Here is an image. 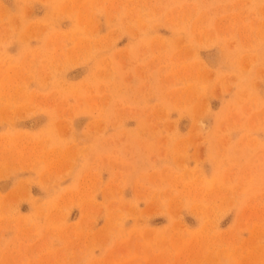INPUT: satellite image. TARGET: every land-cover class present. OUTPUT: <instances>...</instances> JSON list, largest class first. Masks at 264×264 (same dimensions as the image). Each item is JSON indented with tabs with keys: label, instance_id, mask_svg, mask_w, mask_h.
Returning <instances> with one entry per match:
<instances>
[{
	"label": "rangeland",
	"instance_id": "1",
	"mask_svg": "<svg viewBox=\"0 0 264 264\" xmlns=\"http://www.w3.org/2000/svg\"><path fill=\"white\" fill-rule=\"evenodd\" d=\"M0 264H264V0H0Z\"/></svg>",
	"mask_w": 264,
	"mask_h": 264
},
{
	"label": "crops",
	"instance_id": "2",
	"mask_svg": "<svg viewBox=\"0 0 264 264\" xmlns=\"http://www.w3.org/2000/svg\"><path fill=\"white\" fill-rule=\"evenodd\" d=\"M12 189H14V188H12ZM12 189H10L9 187L7 188V186H6V188H4L2 185L0 186V191L1 190L8 191V190H12Z\"/></svg>",
	"mask_w": 264,
	"mask_h": 264
}]
</instances>
